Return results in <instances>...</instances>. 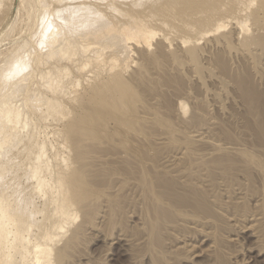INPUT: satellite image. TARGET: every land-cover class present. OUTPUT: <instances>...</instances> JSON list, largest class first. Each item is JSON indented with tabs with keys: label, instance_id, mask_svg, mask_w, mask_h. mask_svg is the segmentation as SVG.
I'll use <instances>...</instances> for the list:
<instances>
[{
	"label": "rangeland",
	"instance_id": "374dc122",
	"mask_svg": "<svg viewBox=\"0 0 264 264\" xmlns=\"http://www.w3.org/2000/svg\"><path fill=\"white\" fill-rule=\"evenodd\" d=\"M130 1L112 3L163 31L148 47L128 41L126 61L104 79L102 99L119 96L127 111L87 126L76 187L84 198L60 231L55 264H264V0ZM13 7L0 22V62L28 38ZM109 53L87 70L101 72ZM35 72L20 76L26 89ZM92 75L72 90L103 77ZM94 101L65 103L73 124ZM48 121H37L38 140L71 162L76 149L58 147L61 124Z\"/></svg>",
	"mask_w": 264,
	"mask_h": 264
},
{
	"label": "bare ground",
	"instance_id": "6f19581e",
	"mask_svg": "<svg viewBox=\"0 0 264 264\" xmlns=\"http://www.w3.org/2000/svg\"><path fill=\"white\" fill-rule=\"evenodd\" d=\"M103 1L67 0L58 4L57 0H15L13 3L16 15L21 18L25 15L21 22H25V27L17 16L20 20L17 24L21 25H18V31H22L21 27L28 30V38L24 36L25 39L15 41L14 48L3 54L0 62V264H55L60 247L58 239L64 236L60 231H68L72 212L76 206L81 208L84 198V192L80 193L76 187L78 172L82 170L86 157L83 145L87 139L85 136H88L87 126L89 129L103 126L104 113L119 117L127 111L126 103L119 96L106 102L102 99L100 95L106 86L104 79L119 63L126 61L131 51L128 50V41H142L148 47L151 37L163 31L113 5L112 0L107 9L100 10L97 2ZM143 1L131 0L129 6H139ZM3 2L5 0H0V5ZM12 5L5 3L1 6L0 22ZM47 6L49 9L46 10ZM14 27L15 21L5 27L7 31H1L6 40V34L9 36L12 29L17 31ZM107 51L110 52L108 64L101 72L87 70L95 61L102 60ZM33 67H37L36 72L33 71L35 68L31 70ZM12 72L18 74L9 78ZM33 72L36 80L26 89V77L20 76ZM97 73L103 77L95 78L82 90H72L81 80L87 81ZM91 98L96 106L87 113L78 112L84 114L83 120L73 124L77 111L75 108L70 111L65 103L70 101L83 109L84 99ZM180 105L184 107V102L181 101ZM29 114L35 117L30 120ZM49 117L53 124L60 122L62 127H53H56V131L52 130L54 138H62L59 137V145L57 141L55 144L65 150L68 146L77 150L71 148L75 158L70 164L67 163L70 157L65 156L70 149L63 156L61 148L60 152L49 155L48 136L47 140H38L37 121L44 123ZM262 127L264 133L263 123ZM22 178H30L26 179L29 183L24 179L26 185H23ZM36 197L39 199L37 203Z\"/></svg>",
	"mask_w": 264,
	"mask_h": 264
},
{
	"label": "snow or ice",
	"instance_id": "6c2138e0",
	"mask_svg": "<svg viewBox=\"0 0 264 264\" xmlns=\"http://www.w3.org/2000/svg\"><path fill=\"white\" fill-rule=\"evenodd\" d=\"M48 30L49 31L51 30V26L50 25H49ZM41 47H43V45H41ZM17 67H19V66L17 65ZM23 71H27V69H23ZM16 74H18V73H16V72L9 73V78H12V76H14Z\"/></svg>",
	"mask_w": 264,
	"mask_h": 264
}]
</instances>
